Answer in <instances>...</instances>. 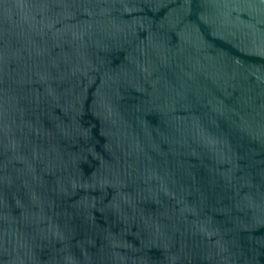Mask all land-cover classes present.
Instances as JSON below:
<instances>
[{"label": "water", "instance_id": "95a60500", "mask_svg": "<svg viewBox=\"0 0 264 264\" xmlns=\"http://www.w3.org/2000/svg\"><path fill=\"white\" fill-rule=\"evenodd\" d=\"M0 264H264V0H0Z\"/></svg>", "mask_w": 264, "mask_h": 264}]
</instances>
